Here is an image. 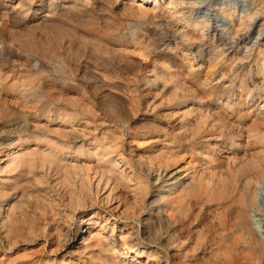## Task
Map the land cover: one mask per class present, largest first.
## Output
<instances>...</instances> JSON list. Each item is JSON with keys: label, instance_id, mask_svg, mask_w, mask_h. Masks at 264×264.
<instances>
[{"label": "rangeland", "instance_id": "obj_1", "mask_svg": "<svg viewBox=\"0 0 264 264\" xmlns=\"http://www.w3.org/2000/svg\"><path fill=\"white\" fill-rule=\"evenodd\" d=\"M54 1L59 3L63 0ZM95 1L100 0L84 1L85 6L93 10V16H85L87 18L80 22L61 23L62 26L58 21L54 25L50 18L46 22L51 23H46L45 17L42 18L46 12L36 11L39 5L49 0H24L26 6L19 4L21 0L1 1L0 264H119L121 262L110 261L113 253L106 248L109 241H114V245L126 241L127 245L134 244L133 248L141 251L138 257L130 253L126 254V258L122 255L120 259L126 260L125 264H217L218 260L224 264H264V179L257 177L258 180L251 184L259 208L257 204L247 208L249 227L257 238L255 246L249 247L242 238L236 239L239 235L236 236L238 231L233 230L234 220L225 210L222 211L216 193L218 188L219 191L225 188L220 187L225 178L229 180L228 184L234 185L233 170L246 169L254 161L264 164V151L259 152L260 147L264 150V140H254L255 126L259 127L261 137L264 136V72L259 70L261 63L257 57L260 51L264 52V38L261 39L264 35V17L257 26L253 23L249 37L240 38L233 36L234 26L223 17L220 7L226 4L234 6L233 10L239 18L250 12L253 0H182L184 3L180 7L192 16V21L205 22L207 19L203 13H210L203 41L197 37L191 38L192 34L188 32L190 27H184L183 21L176 23L177 18L172 17V10L166 9V3L170 0H101L106 2L104 11L97 7ZM139 7L144 11H140ZM218 20H221V25L214 31L213 26L218 24ZM246 30L243 29V32ZM95 44L98 49H115L117 54L109 52L103 59L95 56L92 52ZM117 45L122 47V53ZM221 48L226 58L233 57L235 62H241L236 64L237 71L231 70V77L224 76L219 67L216 69L211 65V52L214 54ZM107 55L113 61L110 62ZM118 57H123L122 61ZM184 70L189 73L186 75ZM192 71L198 72L202 84H234L231 91L226 93L230 97L224 93L217 102L212 100L204 105L202 100L192 95L201 90L191 87L188 76ZM155 77L159 81H155ZM163 77L170 80L166 86L160 82ZM181 77L184 83L190 84L185 85L184 90L177 91L172 81ZM241 80L246 83L244 89L239 87ZM182 93L185 96L183 99ZM194 102L203 108L216 105L219 112L225 113H222L224 117L216 120L220 124L222 121L221 125L226 124V127L215 120L218 126L212 122L213 128L208 123L200 126L197 133L194 130L191 132V129L184 132L181 127L187 126V122H196L192 119L195 118L194 114L189 115ZM22 127L29 132H42L38 145L31 141L32 136L31 139L26 132L22 133ZM259 132H256L257 136H260ZM22 136L31 142L12 149L13 141L23 140ZM51 144L53 148H49ZM103 144L104 147L112 146V149L104 148ZM25 149L50 151L62 162L59 166L55 163L48 166L39 161L32 163V166L11 164L12 152L18 154ZM102 152L108 156L103 158ZM250 152L255 155L259 152V158L251 159ZM225 155L236 156L234 160L229 158L232 160L229 161L230 167H227L228 161L224 160ZM113 161L119 162L118 167H111L116 171L114 173L122 172L127 177L124 180L119 178V174H109L115 179L119 175V181H113L115 179L111 177L108 183L101 180L98 185L101 172ZM244 162L249 166H245ZM66 163L81 165L84 169L79 172L81 177L75 168L70 167L68 171L60 167ZM236 164L237 167L234 166ZM219 166L220 169L226 167L218 171ZM207 176L209 181L215 180L212 181L213 187L199 188L200 192H192L193 195L191 190L184 192L181 182L197 180L206 186L212 184L206 182ZM219 177L225 178L221 180ZM244 179L245 176L243 182ZM82 180L86 183V200L77 205L73 190L75 186L80 189ZM171 180H176L175 184L168 185ZM214 188L216 192H213ZM201 193H204V198ZM209 194L216 198L208 197ZM205 198L209 202L203 200ZM189 200L191 202L188 204ZM151 201L153 205L149 208ZM156 213H160V218L165 220L160 230L157 227L154 232V223L157 224L158 220ZM147 220L154 223L149 225ZM217 222L221 225L218 226ZM133 234L139 235L135 241L130 238ZM249 235L245 234L247 238ZM232 239L237 241L233 242ZM222 253H226V256ZM235 258L236 261H233Z\"/></svg>", "mask_w": 264, "mask_h": 264}, {"label": "bare ground", "instance_id": "obj_2", "mask_svg": "<svg viewBox=\"0 0 264 264\" xmlns=\"http://www.w3.org/2000/svg\"><path fill=\"white\" fill-rule=\"evenodd\" d=\"M1 1L2 0H0V4H1ZM19 1V0H18ZM22 2H20L19 4H21L22 3V5H25L24 3H23V1L24 0H21ZM84 1H86V0H63V1H61V2H55L54 0H49V2H45V3H43V4H41V5H39L38 6V8L36 9V11H38V10H42V13L43 12H46L45 13V15H43V17L42 18H44V20H45V22H46V19L48 18H50V21L51 22H53L54 23V25H55V23L56 24H58V22H60L59 24L62 26V24L61 23H66V22H80L81 20H83L84 19V17L85 16H93V14H94V12H93V10H89L86 6H85V4H84ZM28 2V1H27ZM96 5H97V7H100V9H102V11H104L103 10V8H104V5H106V2H104V1H95L94 2ZM184 2L182 1V0H170V1H168V3H166L167 5H166V9L167 10H169V11H171L172 10V17H175V18H177V20H176V23L177 24H179V22H180V20L181 21H183V24H184V27L186 26V27H190L188 30V32L190 33V34H192L191 36V38H199V39H201V40H203L204 41V37H205V33H204V28H206V26L208 27V24L209 23H206L208 20H209V18H210V13H208V12H204L203 13V16H204V18H206L207 19V21H205V22H197L196 20L195 21H192V16H190V14H186L185 13V11L184 10H182V7H180L182 4H183ZM28 5V4H27ZM1 6V5H0ZM26 6V5H25ZM31 6V5H30ZM251 9H250V12L249 13H246L244 16H240L239 18H237L236 17V13H235V11L233 10V8H234V6H230V5H223L222 7H220V10L222 11V14H223V17L224 18H227V20L229 19V21L230 22H232L231 24L234 26L233 27V31H234V33H233V36H247V37H249L250 35V28H251V26L253 25V23H256L255 25L257 26V24L263 19V17H264V0H253L252 1V3H251ZM23 7V6H22ZM4 9H7V7H3ZM25 8V7H24ZM27 8H28V6H27ZM30 8V7H29ZM28 8V10H30ZM140 8V7H139ZM97 10H99V9H97ZM106 10V9H105ZM140 11H144L143 9H139ZM1 11H4V10H1ZM25 11V10H24ZM27 11V10H26ZM5 12V11H4ZM10 12V11H9ZM12 12V11H11ZM25 13V12H24ZM18 14L16 13V16H17ZM10 16V15H9ZM21 17H22V14L20 15ZM256 16V17H255ZM257 16H259V19L257 18ZM11 17H13V16H11ZM10 17V18H11ZM19 17V16H18ZM107 17V16H106ZM169 17H171V15L169 16ZM16 18V17H15ZM23 19L25 18V17H22ZM41 18V19H42ZM87 17H85V19H86ZM1 19V18H0ZM12 19V18H11ZM17 19V18H16ZM19 19V18H18ZM17 19V20H18ZM21 19V18H20ZM26 19V18H25ZM89 19V18H88ZM90 20V19H89ZM91 20H92V18H91ZM16 21V20H15ZM42 21V20H41ZM48 22L49 24L51 23V22ZM58 21V22H57ZM179 21V22H178ZM11 22V21H10ZM44 22V21H43ZM46 22V23H47ZM90 22V21H89ZM225 22V21H224ZM12 23V22H11ZM15 23V22H14ZM52 23V24H53ZM103 23V22H102ZM221 20H218V24L216 23L214 26H213V29H214V31H216L217 30V27H219L221 24ZM45 24V23H44ZM70 24V23H69ZM68 24V25H69ZM34 25H36L37 26V24H34ZM60 25H58V26H60ZM190 25V26H189ZM51 26V25H50ZM93 26V25H92ZM100 26H102V25H100ZM3 27V26H2ZM25 27V26H24ZM43 27V26H42ZM41 27V28H42ZM63 27H64V25H63ZM107 27V26H106ZM181 27V26H180ZM45 28H47V27H45ZM56 28H57V26H56ZM55 28V29H56ZM105 28V27H104ZM181 28H183V27H181ZM247 29L246 31H244L243 32V29ZM2 29V28H1ZM11 29V28H10ZM10 29H8L9 31H10ZM17 29V28H16ZM52 29V28H51ZM101 29V28H100ZM111 29V28H110ZM109 29V30H110ZM3 30V29H2ZM36 30V29H35ZM42 30H43V28H42ZM48 29H46V31H47ZM53 30V29H52ZM65 30V29H64ZM98 30V29H97ZM202 30V31H201ZM222 30V29H221ZM13 31V30H12ZM22 31V30H21ZM49 31V30H48ZM59 31H61V30H59ZM59 31H58V34H59ZM67 31V30H66ZM114 31V30H113ZM186 31V30H185ZM200 31H201V34H200ZM27 32V31H26ZM74 32V31H73ZM72 32V33H73ZM206 32V31H205ZM231 32V31H230ZM4 33V32H3ZM29 33V32H28ZM44 34H45V32H43ZM48 33V32H47ZM71 33V32H70ZM75 33L76 32H74L73 34L75 35ZM79 33V32H78ZM84 33V32H83ZM186 33V32H185ZM188 33V34H189ZM210 33V32H209ZM23 34V33H22ZM58 34L56 35V36H58ZM189 34V35H190ZM200 34V35H199ZM24 35V34H23ZM60 35H61V32H60ZM71 35V34H70ZM187 35V34H186ZM22 36V35H21ZM46 36H48V35H46ZM50 36H51V32H50ZM49 36V37H50ZM53 36V35H52ZM83 36V35H82ZM215 36V35H214ZM213 36V37H214ZM25 37V36H24ZM62 37V36H61ZM190 37V36H189ZM207 37V36H206ZM209 37V36H208ZM230 37H231V34H230ZM229 36H228V39L230 38ZM12 38V37H11ZM27 38H28V36H27ZM48 38V37H47ZM55 38V37H54ZM53 38V39H54ZM65 38V37H64ZM234 38V37H233ZM241 38V37H240ZM264 38V35H262V38L261 39H263ZM29 39H31V38H29ZM29 39H27L26 41L28 42V40ZM52 39V38H51ZM50 39V40H51ZM57 39V38H56ZM66 39V38H65ZM80 39H82V37H80ZM90 39V38H89ZM198 39V40H199ZM206 39V38H205ZM210 39V38H209ZM214 39V38H213ZM243 39V38H242ZM35 40V39H34ZM38 40V39H37ZM48 40V39H47ZM63 40V39H62ZM237 40V39H236ZM238 40H239V38H238ZM18 41V40H17ZM45 41V40H44ZM30 42V41H29ZM199 42H200V40H199ZM21 43V42H20ZM33 43V42H32ZM58 43H59V41H58ZM83 43V42H82ZM94 43V42H93ZM234 43V42H233ZM24 44V43H23ZM22 44V45H23ZM34 44V43H33ZM33 44H32V46H33ZM35 44H38V43H35ZM57 44V43H56ZM66 44V43H65ZM75 44V43H74ZM118 44V43H117ZM204 44V43H203ZM208 44V43H207ZM28 45H29V43H28ZM27 45V46H28ZM41 45V44H40ZM58 45V44H57ZM98 45V44H97ZM102 44H100V46H101ZM108 45H113L112 43H109ZM115 45V44H114ZM238 45L239 44H237V47H238ZM26 46V45H25ZM26 46V47H27ZM30 46V45H29ZM32 46H31V49H32ZM37 45H35V47H36ZM45 46V45H44ZM48 46V45H47ZM95 46V47H94ZM118 46V45H117ZM204 46V45H203ZM23 47V46H22ZM34 47V46H33ZM52 47V46H51ZM55 47V46H54ZM53 47V48H54ZM98 47H99V45H98ZM110 47V46H109ZM114 47V46H113ZM112 47V48H113ZM119 47V46H118ZM43 48V47H42ZM52 48V49H53ZM73 48V47H72ZM100 48V47H99ZM117 48V47H116ZM120 48V47H119ZM211 48V47H210ZM10 49V48H9ZM26 49H28V48H26ZM43 49H45V48H43ZM58 49V48H57ZM69 49V48H68ZM75 49V48H74ZM87 49V48H86ZM100 49L102 50V51H100ZM100 49H98L97 47H96V44L95 45H93V47H92V52H93V54L95 53V56H100V57H102V59L103 58H105V54H109V52H112V55H116L117 53V50H116V52L114 51L115 49H113L112 51H109L110 49H107L106 47L104 48V49H102V48H100ZM121 49V53H122V47L120 48ZM119 49V50H120ZM207 49V48H206ZM222 49V48H221ZM24 50V49H23ZM22 50V51H23ZM33 50V49H32ZM46 50H48L47 48L45 49V51ZM54 50V49H53ZM67 50V49H66ZM65 50V51H66ZM89 50V49H88ZM224 49H222L221 51H218V52H216V53H214V54H212L213 52H211V54L210 55H212L213 57H212V59H211V65L214 67V68H216L217 69V67H219L218 69L222 72V74L225 76V74L226 75H228L229 77H231V70L232 69H235L236 70V64H240V63H238V62H235L234 60H236V59H234L233 57L231 58V59H229V58H226V56H225V54H224V51H223ZM226 50V49H225ZM26 51H28V50H26ZM35 51H36V49H35ZM39 51H41V50H39ZM51 51V50H50ZM113 51L115 52V53H113ZM123 51H124V49H123ZM205 51V50H204ZM207 51V50H206ZM30 52V51H29ZM32 52H34V51H32ZM27 53V52H26ZM31 53V52H30ZM40 53V52H39ZM120 53V54H121ZM129 53V52H128ZM140 53V52H139ZM138 53V54H139ZM145 53V52H144ZM258 53V52H257ZM64 54V53H63ZM79 54H80V52H79ZM131 54V53H130ZM202 54V53H201ZM203 54H204V52H203ZM44 55V54H43ZM183 55V54H182ZM258 56V60H259V62L261 63V67H260V72H264V52H259L258 54H257ZM48 56V55H47ZM62 56H64V55H62ZM77 56V55H76ZM91 56V55H90ZM121 56V55H120ZM119 56V57H120ZM123 56V55H122ZM187 56V55H186ZM189 56V55H188ZM208 56V55H207ZM49 57V56H48ZM55 57V56H54ZM68 57V56H67ZM73 57V56H72ZM83 57V56H82ZM86 57V56H85ZM107 57H108V55H107ZM118 57V59L120 60V61H122L121 59L123 58V57H121V59ZM210 57V56H209ZM81 58V57H80ZM109 58V57H108ZM107 58V59H108ZM186 58V57H185ZM256 58V57H255ZM24 59V58H23ZM56 59H57V57H56ZM60 59V58H59ZM67 59V58H66ZM86 59V58H85ZM117 59V60H118ZM127 59V58H126ZM130 59V58H129ZM135 59H137V58H135ZM187 59H189V58H187ZM187 59H184V60H187ZM210 59V58H209ZM41 60V59H40ZM52 60V59H51ZM110 60H112L113 61V59H111V58H109V61ZM190 60V59H189ZM229 60H231V62H228ZM55 61V60H54ZM108 61V63H110ZM69 62V61H68ZM103 62H104V60H103ZM188 61H186V63H187ZM209 62V61H208ZM105 63V62H104ZM185 63V62H184ZM190 63V62H189ZM259 63V64H260ZM68 64V63H67ZM129 64V63H128ZM209 64V63H208ZM59 65V64H58ZM99 65V64H98ZM179 65V64H178ZM187 65V64H186ZM241 65H243V64H241ZM122 66V65H121ZM191 66V65H190ZM209 66H210V64H209ZM209 66H208V69H210L209 68ZM238 67H240V66H238ZM241 67H243V66H241ZM246 67V66H245ZM32 68V67H31ZM57 68H58V66H57ZM81 68V67H80ZM123 68V67H122ZM181 68V67H180ZM212 68V67H211ZM66 69V68H65ZM185 69V68H184ZM238 69V68H237ZM122 70V69H121ZM134 70V69H133ZM178 70H179V68H178ZM212 70H215V69H212ZM241 70V69H240ZM239 70V71H240ZM187 71V70H186ZM209 71V70H208ZM233 71V70H232ZM237 71V70H236ZM236 71H234V73L236 74ZM181 72V71H180ZM183 72V71H182ZM184 72H185V70H184ZM191 72V71H190ZM210 72V71H209ZM215 72V71H214ZM213 72V73H214ZM76 73V72H75ZM97 73V72H96ZM186 73V75H187V73H189V72H185ZM132 74V73H131ZM152 74V73H151ZM180 74V73H179ZM178 74V75H179ZM135 75V74H134ZM182 75V74H181ZM185 75V74H184ZM210 75V74H209ZM62 76V75H61ZM158 76V75H157ZM238 77H239V75H237ZM53 77V76H52ZM186 77V76H185ZM62 78V77H61ZM187 78V77H186ZM188 78H190V80H191V87H193V86H195L194 88H196V89H201V90H199L200 92H198V93H193L192 95H194L195 97H196V99H200V100H202V102L204 103V105L206 104V103H210V102H212V100H214L215 102H217L220 98H222L223 97V94L225 93H227V92H230L231 91V89H232V86H234V84L231 86L230 84H228V85H224V83L223 84H212L211 82H206V83H203L202 84V82L200 81V79H199V76H198V72H193L192 71V73H190V75L188 76ZM103 79V78H102ZM237 79V78H236ZM154 80L155 81H157L158 79H157V77H155L154 78ZM175 80V79H174ZM183 80H184V78L182 79V77L179 79L178 78V80H176V81H172L173 83H174V87L176 88V90L177 89H179V90H184V87H185V85H189L190 83L188 82V83H184L183 82ZM232 80H234L233 78H232ZM48 81V80H47ZM159 81V80H158ZM168 81H170L169 79H168V77H166V78H164L163 77V80L162 81H160L161 83H162V85L163 86H166L169 82ZM185 81V80H184ZM230 81V80H229ZM76 83V82H75ZM154 83V82H153ZM239 83V82H238ZM106 84V83H105ZM245 82L243 83V80H241V82H240V85H239V87L242 89H244V87H245ZM149 85V84H148ZM121 86V85H120ZM198 86H199V88H198ZM49 87V86H48ZM188 87V86H187ZM191 87H190V89H191ZM193 88V89H194ZM234 88V87H233ZM247 88V87H246ZM193 89H191V90H193ZM249 89V88H248ZM185 90H187V89H185ZM189 90V89H188ZM191 90H189L190 92H191ZM178 91V90H177ZM196 91V90H195ZM15 92V91H14ZM21 92V91H20ZM185 92V95H186V91H184ZM194 92V91H193ZM250 92V91H249ZM248 92V93H249ZM177 94V93H176ZM180 94V93H179ZM227 95V94H226ZM246 95V94H245ZM248 95V94H247ZM177 96V95H176ZM181 96V95H180ZM179 96V97H180ZM190 96H191V94H190ZM228 97H230V94L229 95H227ZM226 96V97H227ZM249 96V95H248ZM53 97V96H52ZM182 99L183 98H185V96L183 95V93H182ZM187 97V96H186ZM18 98V97H17ZM54 98V97H53ZM188 99H190V98H188ZM230 99V98H229ZM229 99H228V101H229ZM245 99H247V98H245ZM185 100V99H184ZM193 100H194V98H193ZM13 101V100H12ZM21 101V100H20ZM194 101H196V100H194ZM198 101V100H197ZM16 102V101H15ZM184 102V101H183ZM202 103V104H203ZM227 103V102H226ZM16 104V103H15ZM20 104V103H19ZM30 104V103H29ZM33 104V103H32ZM225 104V103H224ZM33 105H35V104H33ZM195 105H197V106H195ZM203 105V106H204ZM221 105V104H220ZM233 105H234V103H233ZM89 107V106H88ZM218 107H219V105H218ZM73 108V107H72ZM192 109L190 110V109H188V110H190L189 111V113H188V110L186 111V113H188L189 115H191V114H194V116H195V118H192L193 120L195 119L196 120V122H194V121H191L192 119H189L188 121L190 122L189 124H188V122H187V126H186V124L183 126V127H181L182 129H184V132H185V130H187V129H191L190 131L192 132L193 130H194V132L195 133H197L199 130H200V126L202 127L203 125L204 126H206V124L208 125V123L210 124H212V122L213 123H216L215 122V120L216 119H221L222 118V116L224 117V115H225V113L224 112H222L224 115H222V113L221 112H219L218 111V108L216 109V105H214V106H211V105H208V106H204V108L203 107H201L200 106V104L199 103H196V102H194L193 103V107H191ZM228 109V108H227ZM7 110V109H6ZM233 111V110H232ZM27 112V111H26ZM34 113V112H33ZM63 114V113H62ZM63 116V115H62ZM71 116V115H70ZM192 116V115H191ZM193 116V117H194ZM66 117V116H65ZM75 117V116H74ZM187 117V116H186ZM67 118V117H66ZM72 118V117H71ZM116 118V117H115ZM211 118V119H210ZM230 118V117H229ZM36 119V118H35ZM31 120V119H30ZM69 120V119H68ZM129 120V119H128ZM198 120V121H197ZM223 120H224V118H223ZM227 120V119H226ZM231 120V119H230ZM27 121V120H26ZM88 121V120H87ZM217 121V120H216ZM217 122H219V121H217ZM225 122H227V121H225ZM224 122V123H225ZM27 123H28V121H27ZM231 123V122H230ZM95 124V123H94ZM184 124V123H183ZM211 124H210V126H211ZM219 125H221L222 124V121H221V124H220V122L218 123ZM22 125V124H21ZM20 125V126H21ZM24 125H25V123H24ZM213 125H216V126H218L217 125V123L216 124H213ZM226 125V124H225ZM225 125H221V126H225ZM254 125H256V124H254ZM19 126V127H20ZM181 126H182V124H181ZM221 126H219L218 128H220ZM235 126V125H234ZM209 127V126H208ZM212 127V126H211ZM211 127H209V128H211ZM226 127V126H225ZM227 127H228V125H227ZM258 126H255L254 128H256L255 130H257L256 132H259V127L257 128ZM18 128V127H17ZM21 128V127H20ZM23 128V127H22ZM180 128V127H179ZM213 128V127H212ZM216 128V127H215ZM199 129V130H198ZM202 129V128H201ZM206 129V128H205ZM208 129V128H207ZM217 129V128H216ZM17 130V129H16ZM33 130V129H32ZM36 130V129H35ZM188 130V131H189ZM202 130H204V129H202ZM214 130V129H213ZM219 130V129H218ZM189 131V132H190ZM197 131V132H196ZM207 131V130H206ZM262 131V130H261ZM27 133L26 135H28V136H30L29 138H31V136L33 137V139L31 140V141H33L34 142V144H39V136L41 137V134H42V132H38V130H36V132L35 131H30L29 132V130H27L26 128H23L22 129V133ZM95 132V131H94ZM182 132V131H181ZM202 133H203V131H201ZM200 132V133H201ZM239 132V131H238ZM254 132V131H253ZM255 132V138H254V140L257 138L258 140H261V142L264 140V136L263 137H261V135H260V132L258 133V135H260V136H257L256 133ZM262 132H264V129H263V131ZM19 133V132H18ZM21 133V134H22ZM41 133V134H40ZM183 133V132H182ZM184 134V133H183ZM192 133H190V135H191ZM44 135V134H43ZM186 135V134H185ZM189 135V134H188ZM196 135V134H195ZM262 135H263V133H262ZM20 136V135H19ZM23 136H24V134H23ZM22 136V137H23ZM191 137V136H190ZM193 137V136H192ZM252 136H250V138H251ZM260 137V138H259ZM24 138V139H23ZM22 139L23 140H15V141H13V147H12V149H14V148H17L18 146H21V145H28L31 141H30V139H28L27 137H23ZM25 138H27V139H25ZM44 138H45V136H44ZM43 138V139H44ZM77 138V137H76ZM132 138V137H131ZM21 139V138H20ZM188 139V138H187ZM45 140V139H44ZM185 140V139H184ZM47 141V140H46ZM99 141V140H98ZM253 141V140H252ZM44 142V141H43ZM42 141H41V143H43ZM260 142V141H259ZM41 143H40V145H41ZM48 143V142H47ZM226 143V142H225ZM255 143V142H254ZM7 144V143H6ZM49 144V143H48ZM106 144V143H105ZM111 144V143H110ZM240 144V143H239ZM261 144V143H260ZM45 145V144H44ZM47 145V144H46ZM73 145V144H72ZM242 145V144H241ZM256 145V144H255ZM64 146V145H63ZM67 146V145H66ZM99 146V145H98ZM106 146V145H105ZM109 146V145H108ZM106 146L108 149L110 148V147H112V146ZM263 146V145H262ZM34 147H35V145H34ZM54 146H53V144H51V145H49V148H53ZM103 147H104V144H103ZM106 147H104V148H106ZM168 147V146H167ZM63 148V147H62ZM67 148V147H66ZM69 148V147H68ZM98 148H100V147H98ZM98 148H97V150H98ZM192 148V147H191ZM256 148V147H255ZM259 148V147H258ZM261 148V147H260ZM259 148V152H261V151H264L263 149L261 150ZM263 148V147H262ZM55 149V148H54ZM61 149V148H60ZM80 149V148H79ZM110 149H112V148H110ZM224 149V148H223ZM221 150V149H220ZM255 150V149H254ZM71 151V150H70ZM104 151V150H103ZM230 151V150H229ZM253 151V150H252ZM54 152V151H53ZM106 152H108V151H106ZM167 152V151H166ZM165 152V153H166ZM233 152V151H232ZM255 153H256V150L254 151ZM252 153V152H250V154H251V159H254L255 160V157H256V159L257 158H259V156H258V154H259V152L255 155V153ZM97 153H99V152H97ZM103 153V152H102ZM118 153V152H117ZM12 154H13V157H12V155L10 156V157H12V158H10L11 160V164H15L16 166H18V164H21V167H22V165L24 166V164H27V165H30L31 164V166H32V163H34L35 164V162L36 161H39L40 163H42V164H48V166L49 165H52L53 163H55V164H58V166L60 165L59 163L60 162H62V160L55 154V153H51L50 151H44V150H40L39 152H37V151H35V149L33 150H27L26 151V149H25V151L24 152H21V153H16V152H12ZM58 154V153H57ZM168 154V153H167ZM247 154V153H246ZM245 154V155H246ZM169 155H171V154H169ZM168 155V156H169ZM99 156H101V155H99ZM106 156H108L107 155V153H103L102 154V157L103 158H105ZM262 156V155H261ZM61 157V156H60ZM102 157H100V158H102ZM234 157H236V156H234L233 155V157L232 156H230L229 157V155H225V158H224V160H227L226 162H227V167H230L229 165V163L232 161V160H234ZM102 158V159H103ZM146 158V157H145ZM232 158V160L230 161V159ZM237 158H239L238 156H237ZM211 159V158H210ZM212 159H214V158H212ZM243 159V158H242ZM100 160V159H99ZM111 160H112V158H111ZM115 160V159H114ZM235 160H236V158H235ZM249 160V159H248ZM247 160V161H248ZM109 161V160H108ZM223 161V160H222ZM221 161V162H222ZM230 161V162H229ZM246 161V162H247ZM250 161V160H249ZM66 162V161H65ZM207 162V161H206ZM212 162H213V160H212ZM215 162V161H214ZM225 162V161H224ZM225 162V163H226ZM238 162V161H237ZM246 162H244L243 164L246 166V164L249 166V164L248 163H246ZM108 163H110V162H108ZM108 163H105V164H108ZM153 163V162H152ZM151 163V164H152ZM207 163H210V161L209 162H207ZM9 164H10V162H9ZM104 164V163H103ZM118 164H119V162H115V161H113V163L111 162V164H110V166H103L102 168H104L105 167V169H103V171L101 172V175H100V179H99V182H98V185L100 184V182H101V180H104V181H106L107 183L111 180V177L112 176H110V175H116V174H119V175H117L116 176V179L118 178V176H119V178H121V179H124L125 180V178L127 177H125V176H123L124 174H122V172H121V174L120 173H114V172H116V171H114L113 169H114V167H118ZM211 165H212V163H210ZM232 165H233V163H231ZM242 164V165H243ZM64 165V164H63ZM221 165H223V163L221 164ZM31 166H29V167H31ZM81 166V165H80ZM78 164L77 165H70V164H65L64 166H60L61 168H63L64 167V169H68V171H70L69 170V168L71 167V168H75V169H77L78 171V173L81 171V170H83L84 171V169L83 168H81ZM203 166V165H202ZM210 166V165H209ZM216 166V165H215ZM214 166V167H215ZM235 167H237L238 165L236 164V165H234ZM12 167V166H11ZM80 167V168H79ZM101 167V166H100ZM111 167H113V169L111 168ZM224 167V166H223ZM222 167V168H223ZM226 167V166H225ZM224 167V168H225ZM56 168H57V166H56ZM59 168V167H58ZM208 168V167H207ZM220 169V166H219V168H218V171H219V169L220 170H223V169ZM74 169V170H75ZM203 169H205V168H203ZM214 169V168H213ZM213 169H211V170H213ZM230 169V168H229ZM232 169V168H231ZM14 170V169H13ZM26 170V169H25ZM62 170V169H61ZM86 170V169H85ZM117 170V169H116ZM208 170V172H209V168L207 169ZM215 171L217 170V168L216 169H214ZM213 170V171H214ZM226 170L228 171V169L226 168ZM233 170V169H232ZM12 171V170H11ZM72 171V170H71ZM204 171H206V170H204ZM203 171V172H204ZM57 172V171H56ZM119 172V171H118ZM223 172V171H222ZM225 172V171H224ZM223 172V173H224ZM233 172H235V175H233L234 176V178L232 179V178H230V179H232V181L234 182V185L233 186H231L230 184L231 183H229L228 184V181L229 180H227V178H225L226 176H227V174H226V176L225 177H219L221 180H223V178H225V180H224V182H226V184L224 185V182H222V181H220L219 183H223V186H220V187H225V188H223V189H221L220 191H219V189L220 188H218L219 187V184H217L218 185V190H217V192L215 191L216 189L214 188V190H213V192H216L217 194H218V196H217V198H219L218 200H220L219 201V204H220V207H222L223 208V210L222 211H226L230 216H231V218L234 220V221H232L231 219V221H232V223H234V225H235V227H233V230H236V232L238 231V234L236 235V236H238L239 235V237H237L236 239H240V238H242V240H244V243H248V246L250 247V246H255L256 245V243H257V238H256V235L254 234V232L251 230V228L249 227V223H250V221H249V216H248V212H247V208H249L248 206H251L252 204H257L256 205V207H258L259 206V204L257 203V199H256V194H255V191L253 192V190H255V189H253L252 190V187H251V184L252 183H255L258 179H257V177H260L261 179H264V164H263V162H252V164H250V166L249 167H246V169H238V170H236L235 169V171L233 170ZM76 173V172H75ZM74 173V174H75ZM77 173V175H79L80 177H81V174L79 173L78 174ZM114 173V174H113ZM213 173V172H212ZM227 173V172H226ZM228 173H230V172H228ZM110 174V175H109ZM129 174V173H128ZM211 174V173H210ZM208 175L209 176V178L211 177V175ZM222 173H220V175H221ZM19 175V174H18ZM72 175V174H71ZM85 175V174H84ZM207 175V174H206ZM74 176V175H73ZM78 176V177H79ZM159 176V175H158ZM161 176V175H160ZM159 176V177H160ZM208 176H207V179H208ZM213 176H215V175H213ZM212 176V177H213ZM243 176H245V179H244V182H243V180H242V178H243ZM200 177V176H199ZM202 177V176H201ZM206 177V176H205ZM217 177V176H216ZM228 178H229V176H227ZM118 178V179H119ZM131 178V177H130ZM203 178V177H202ZM219 178H217L218 180H219ZM23 179V178H22ZM112 179H115V176H113L112 177ZM113 180V181H119L118 179L117 180ZM136 179V178H135ZM206 179V182L207 181H209L210 179H208L207 180ZM213 179V178H212ZM216 179V180H217ZM134 180V179H133ZM139 180H140V177H139ZM199 180V179H198ZM203 180H204V178H203ZM202 180V181H203ZM62 181V180H61ZM175 181L176 180H171V181H168V185H172V184H175ZM213 180H211V181H209V182H211L212 184H205L206 186H204L200 181H197V180H195L194 182H190V181H183V182H181V184H182V186H183V189H184V192H187V191H189V190H191V193L192 192H195V191H197V190H199V192H200V189L199 188H202L203 187V189L205 188V189H207V187H209L210 185H212V187H213V182L215 181H213ZM231 181V182H232ZM72 182V181H71ZM77 182V181H76ZM139 182V181H138ZM137 182V183H138ZM140 182H142V181H140ZM139 182V183H140ZM208 182V183H209ZM259 182V181H258ZM16 183V182H15ZM218 183V182H217ZM221 183V184H222ZM76 184V183H75ZM104 184V183H103ZM220 184V185H221ZM214 185H215V183H214ZM227 186H230V188L229 187H227ZM254 186V185H253ZM215 187H216V185H215ZM86 188V183L85 182H83V180H82V183H81V185H80V189L78 188V186H75L74 187V193H75V195L73 196L74 198L73 199H75V203L77 204V205H79V204H83L84 202H85V193H84V189ZM116 188V187H115ZM159 190H161L159 187H157ZM211 188V187H210ZM203 189H202V191H203ZM212 189V188H211ZM211 189H208L207 191H211ZM206 191V190H205ZM204 191V192H205ZM209 191V193H212V191L210 192ZM86 192V191H85ZM4 193V192H3ZM198 193V192H197ZM196 193V194H197ZM216 193H214V194H216ZM72 194V193H71ZM138 194V193H137ZM187 194V193H186ZM188 194H189V192H188ZM202 194V193H201ZM204 194V193H203ZM202 194V196H203V198H204V195ZM192 195H193V193H192ZM201 196V195H200ZM211 195L209 194V196L208 197H210ZM205 197H206V195H205ZM214 198L215 196H211V198ZM145 198H147V197H145ZM216 198V197H215ZM189 199H190V197H189ZM193 199V198H192ZM191 199V200H192ZM261 199V198H260ZM259 199V200H260ZM181 200V199H180ZM203 200H207V202H209L208 201V199H203ZM209 200H210V198H209ZM214 200V199H213ZM217 200V201H218ZM212 201V200H211ZM210 201V202H211ZM188 202V204H189V202H191L190 200L189 201H187ZM186 202V203H187ZM194 202V201H193ZM206 202V203H207ZM216 202V201H215ZM214 202V203H215ZM153 202L151 201L149 204V208L150 207H152V204ZM187 204V205H188ZM217 204V203H216ZM190 205H192V204H190ZM55 206V205H54ZM189 206V205H188ZM218 206V205H217ZM263 206V205H262ZM182 207V206H181ZM187 207V206H186ZM149 208H147V209H149ZM179 208V207H178ZM259 208V207H258ZM182 209V208H181ZM254 209V208H253ZM179 210V209H178ZM219 210V209H218ZM260 210V209H259ZM157 211V210H156ZM180 211V210H179ZM155 212V211H154ZM219 212H221V210L219 211ZM178 213H180V212H178ZM193 213V212H192ZM226 213V214H227ZM160 214V213H159ZM158 213H156L155 214V217H157V224H155L154 223V221H150V220H147V224H153L154 223V228H155V230H154V232L161 226L162 227V224H164L163 222V220H165V219H161L160 218V215H159ZM163 214V213H162ZM225 214V213H224ZM227 214V215H228ZM228 215V216H229ZM224 216V215H223ZM228 216H226L227 218H228ZM155 217H154V219H155ZM147 219V218H146ZM224 220V219H223ZM156 222V221H155ZM221 221H219V223H220ZM223 222V221H222ZM218 222H217V225L219 224ZM224 223H225V221H224ZM159 225V226H158ZM221 225V224H220ZM220 225H218V226H220ZM223 225V224H222ZM226 226V225H225ZM153 227V226H152ZM158 227V228H157ZM166 227V226H165ZM231 227V226H230ZM230 227H228V228H230ZM221 228V227H220ZM227 228V229H228ZM90 229V228H89ZM169 229V228H168ZM225 230H226V228H224ZM231 229V228H230ZM88 230V229H87ZM159 230H160V228H159ZM158 230V231H159ZM232 230V231H233ZM167 231V230H166ZM223 231V230H222ZM228 231H229V229H228ZM230 232V233H233V232ZM153 232V231H152ZM169 232V231H168ZM224 232V231H223ZM223 232H221L220 234H222ZM136 233V232H135ZM230 233H228V234H230ZM247 233H249L250 235H249V237L247 238V236H245V234H247ZM139 234V233H138ZM148 234V233H147ZM146 234V235H147ZM152 234H154V233H152ZM163 234V233H162ZM169 235H170V233H168ZM234 234V233H233ZM154 235H156V234H154ZM198 235V234H197ZM223 235V234H222ZM138 236L139 235H135V234H133L130 238H131V241H135V240H137V238H138ZM152 236V235H151ZM163 236V235H162ZM166 236V235H165ZM199 236V235H198ZM198 236H196V238L198 237ZM221 236V235H220ZM219 236V237H220ZM224 236H225V234H224ZM223 236V237H224ZM230 236V235H229ZM228 236V237H229ZM234 236V235H233ZM147 237V236H146ZM148 237H149V235H148ZM155 237V236H154ZM156 237H159V235L158 236H156ZM155 237V238H156ZM168 237V236H167ZM183 237V236H182ZM200 237V236H199ZM161 238V237H160ZM203 238V237H202ZM221 238V237H220ZM226 238V237H225ZM180 239V238H179ZM201 239V238H200ZM199 239V240H200ZM213 239V238H212ZM221 239H224V238H221ZM234 240V239H232V240H234L233 242H235V241H237V240ZM114 240V239H113ZM130 240V239H129ZM218 241H219V243H220V239H218ZM225 241V240H224ZM130 242V241H129ZM128 242V243H129ZM226 242V241H225ZM224 242V243H225ZM238 242H239V240H238ZM114 241H109V242H107L106 243V248H107V250L108 251H111L112 253H113V257L110 259V261H111V263H117V262H121L122 264H125L124 262L126 261V260H121L120 258H121V256L122 255H124L123 257H127V255L126 254H129L130 253V255L131 256H133V257H138L140 254H141V251H137V249H134L133 247H134V244L133 245H127V243H126V241H123L121 244H118V245H114ZM177 243V242H176ZM196 243V242H195ZM218 243V242H217ZM218 243V244H219ZM223 243V242H222ZM221 243V244H222ZM197 244V243H196ZM195 244V245H196ZM199 244H200V242H199ZM215 244V243H214ZM234 244V243H233ZM201 245V244H200ZM236 245V244H235ZM222 246V245H221ZM224 246V245H223ZM220 247V246H219ZM136 248V247H135ZM219 250V249H218ZM221 250V249H220ZM227 250V249H226ZM230 250V249H229ZM230 251H232V250H230ZM235 251V250H234ZM144 251H142V253H143ZM233 252V251H232ZM223 254V253H222ZM218 255H219V253H218ZM224 255V254H223ZM157 256V255H156ZM224 256H226V253H225V255ZM159 257V256H158ZM190 257H192V255L190 256ZM221 256H219V258H220ZM234 257V256H233ZM147 258V257H146ZM214 258V257H213ZM212 258V259H213ZM227 259V258H226ZM225 259V260H226ZM109 260V259H108ZM109 261V262H110ZM216 261V260H215ZM233 261H236V258H235V260H233ZM155 262V261H154ZM121 263H119V264H121ZM192 263V262H191ZM219 263V260H218V262H217V264ZM221 263V262H220ZM219 263V264H220ZM225 263H229L230 264V262H225ZM232 263V262H231ZM236 263V262H235ZM234 263V264H235ZM240 263V262H239ZM238 263V264H239ZM221 264H224V262L222 261V263Z\"/></svg>", "mask_w": 264, "mask_h": 264}]
</instances>
